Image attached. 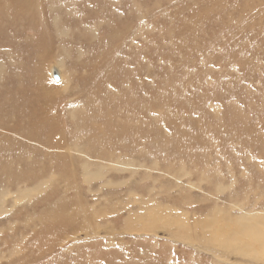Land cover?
<instances>
[{"label": "rangeland", "instance_id": "1", "mask_svg": "<svg viewBox=\"0 0 264 264\" xmlns=\"http://www.w3.org/2000/svg\"><path fill=\"white\" fill-rule=\"evenodd\" d=\"M0 264H264V0H0Z\"/></svg>", "mask_w": 264, "mask_h": 264}, {"label": "bare ground", "instance_id": "2", "mask_svg": "<svg viewBox=\"0 0 264 264\" xmlns=\"http://www.w3.org/2000/svg\"><path fill=\"white\" fill-rule=\"evenodd\" d=\"M52 72H53L55 78L58 77L57 74H56L57 72L55 70H52Z\"/></svg>", "mask_w": 264, "mask_h": 264}]
</instances>
